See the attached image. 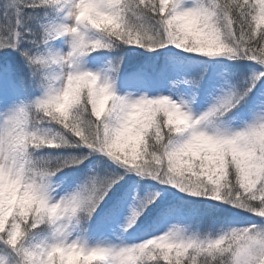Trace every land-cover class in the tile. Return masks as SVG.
I'll list each match as a JSON object with an SVG mask.
<instances>
[{"label": "rangeland", "instance_id": "1", "mask_svg": "<svg viewBox=\"0 0 264 264\" xmlns=\"http://www.w3.org/2000/svg\"><path fill=\"white\" fill-rule=\"evenodd\" d=\"M21 2L0 0V59L15 58L18 68L21 67L22 58L29 61L31 66L26 62L22 64L25 75L32 81L36 79L34 88H39L42 92L41 96H33L34 106L45 104L52 95L55 115L87 107L92 115L97 114L101 139L111 141L123 136L119 127L127 120H132L127 127L138 123V127H134L138 135L145 128L151 127V112L146 111V107H150V98L144 93L135 94L129 86L112 85L107 67L102 66L101 62H93L94 58H88L86 54L90 47L102 44L105 39L104 35H98L94 22L108 30H112L120 22L124 9V4L120 5L121 0H59L57 5L48 2L52 7L37 0L39 4L28 8L29 14L20 9V4H29ZM87 2L90 4L88 10L92 17L87 11L85 21L95 31L84 43L80 42L78 47L81 33L75 25L76 17L82 13ZM208 3L210 8L207 0H201L198 6L195 0H177L173 8L186 17L193 19L196 16L201 23L205 20L202 28L192 27L181 34L187 35L190 41H196L206 33L209 48L202 46L199 50L208 54L206 57L212 60L213 67H205L204 72H208L209 76L202 79L199 85L204 87L199 89L201 95L196 96L198 105L191 107L187 104L184 109L180 106L177 108L179 115L189 118L192 126L190 129H193V134L188 137L190 142L184 136L186 132L181 124L178 130L181 139L178 138L174 143L166 138L167 143L156 144V148L160 147L157 159L142 155L139 163L132 164L134 157L127 154L128 158H124L127 166H118L114 162L117 166L108 163L96 168L101 163L95 158L86 161V156L73 157L79 161V165L84 162L85 167L81 169L78 165L69 168L75 164L73 159L58 160L55 155H49L52 150L50 153L43 151L37 143L32 150L31 139L28 144V170L32 178L30 186L24 187V191L36 193L19 197L23 196V189L19 187L21 168L15 153L11 151V145L17 141L14 127L19 119L14 125L13 123L20 110V95L8 89L3 84L4 76L0 75V237L5 247L15 245L12 246L15 249L7 254L8 257L0 252V264H5L4 260L7 264H264V64L251 65L235 60L233 56L236 52L228 48V43L217 29L212 28V32L207 33V27H214L213 23L218 18V14H214L217 9L215 0ZM263 12L260 11L257 17L259 20H263ZM38 13H43L45 17L38 18ZM254 17L255 14L252 19ZM187 20L185 26L189 24ZM154 22L153 29L158 34L155 39H151L152 44L142 41L137 45V49L142 50L138 52L137 62L141 60L145 64V59L148 60L154 48H157L153 50L155 54L162 55L166 54L162 52L166 48L176 45L175 39L168 36L163 18H156ZM81 23L84 24L83 20ZM254 25L259 28L256 23ZM145 30L149 32L148 28ZM229 31L231 30L227 32ZM235 34L231 33V36ZM41 36L43 38L39 40ZM71 47L76 52L74 62L68 57ZM126 58L122 60L123 65H126ZM6 64L10 66L12 62L6 60ZM179 64L182 63L176 60L172 62L174 67H180ZM227 73H234V81L240 85L238 100L232 93L229 98L226 96V84L223 79L218 78ZM77 76L90 83L85 87L83 85L85 99L81 87L77 88ZM223 103L228 118H224L225 123H221L222 114L218 115L215 122L220 125L216 126L218 135H215L208 131L204 120L212 117ZM245 124L252 125V130L247 131ZM259 126L263 130L258 129ZM237 127H242L245 131L241 132ZM36 129L39 133L38 143L42 144H46L48 136L54 133L46 126L38 125ZM149 130L152 132L153 129L149 128L146 135ZM237 131L245 137L244 144L239 148L236 145L233 147L232 143L239 141ZM245 132L249 133L246 135ZM220 136L230 137L232 141L220 144ZM142 143L143 138L139 139L137 147H142ZM192 145L196 152L201 146L209 149V173L205 172L197 155L190 154ZM92 148L101 150L106 159H114L113 149H103L100 146L87 147L85 155H95ZM122 149L130 150L129 146ZM21 150L23 151V147ZM43 153L48 156L43 157ZM50 161L60 164L51 168ZM31 163L35 170L31 171ZM63 168H66L63 176L66 172L76 174L73 181L80 190L72 187L69 193L65 189L54 194L47 192L48 184L43 186L44 183H39L38 179ZM233 168L235 170L232 173ZM157 179L162 181L160 185L166 187L161 192L157 190L158 187L147 185L149 182L156 184ZM115 185H120L118 194L121 197L116 199L117 194L112 195L102 206L101 213L111 202H117L118 206L111 214H101L106 215V219L97 230L81 229L77 239L71 224L72 212L74 218L77 214L79 219H83L82 224H87L84 220H91L93 212L99 210ZM135 193H138L136 202ZM14 198L18 200L15 206L19 202L23 204V209L18 213L13 212L15 207L10 208ZM22 198L24 199L20 201ZM167 205L170 206L165 208ZM164 208V215L159 221L167 223L166 226L170 229L167 232L169 240H166L170 244L160 240L165 234L158 236L160 233L157 232H141L144 229L141 228L142 224L147 220V215L142 214L157 209L156 214ZM29 209H33V216L38 217L39 209L42 210V220L47 224L42 226L47 230L54 228L55 234L63 243L60 252L52 254L44 247L40 249L37 245L41 244L40 237L36 241H27V235L22 232L24 225L18 221H21L20 218ZM83 216H86L85 219ZM89 223L94 225L95 221ZM162 226L163 224L160 225V230ZM128 227H131V237L132 228L141 229L137 244L128 242ZM2 235H6V238Z\"/></svg>", "mask_w": 264, "mask_h": 264}, {"label": "trees", "instance_id": "2", "mask_svg": "<svg viewBox=\"0 0 264 264\" xmlns=\"http://www.w3.org/2000/svg\"><path fill=\"white\" fill-rule=\"evenodd\" d=\"M22 1L29 4L28 6H22L20 4V9L25 14H29L30 11L28 10V8H34V5L38 3L37 0H22ZM42 1H44V3L49 7H52L50 3H55L56 5L57 3H59V0H42ZM208 1L210 0H207V2ZM260 1L261 2H258V0H215L217 4V9L214 11V14L215 16L216 14H218V18H216L215 22L213 23L215 24L214 27L213 26L207 27L208 29L207 33L212 32V28H214L217 29L219 34H222L224 41L228 43V48H232L236 52L235 56H233L235 60L244 63H249L251 65H257L258 63L264 64V18H262L263 20H259L257 18L258 15H260V11L261 12L264 11V0H260ZM17 2L19 3V0H17ZM176 2L177 0H123V4H124V9L122 10L123 25L121 26L117 35H115L114 29L108 32V37L112 39L110 44L115 45V47L111 46L110 48L116 53H121V55H123V53L120 52L118 48L121 47V48H125L126 50H128V48H133L136 51L130 53L129 56L132 60H136V56L138 55V52L142 51L139 49L137 51V45H139V43L142 41L145 43L152 44L151 39H155L158 34L157 33L158 31L153 29L155 23L154 21L156 20V18H163L165 22V28L168 29V36L171 39H175V43H176V45H174L175 47H169L166 48V50H172L178 57L185 60L187 64V68L190 71V75L193 81L197 82V78L207 79L209 73L204 72L205 67L207 66L213 67L212 60L206 57L208 54L207 55L203 54L199 50L202 49V46L205 49L209 48L205 38L206 33H204V36L201 37L200 40L195 39L196 41H190L188 40L187 35L181 34L182 32H185L192 27L202 28L203 22L205 20L201 23L200 21H197L196 16H194L195 18L193 17L192 19L190 17H186L185 15H182L181 13H178V11L176 10H173V8L176 5ZM89 6L90 5H86L84 7V10L89 11L88 10ZM218 11H222V13H218ZM254 14L255 17L254 19H252ZM223 16L224 19H222ZM37 17L43 18L45 17V15L43 13H38ZM186 20L189 21V24L187 26H185ZM255 23L259 28H257L254 25ZM96 28L98 31L102 30V28L98 26H96ZM146 28L149 29V32L145 30ZM228 30L231 31L227 32ZM231 33H236V34L234 36H231ZM42 38L43 37L41 36L39 40H42ZM155 49L157 48H154L153 50ZM153 50H152L153 58L150 59L148 57L150 60L147 69L149 71H152L155 65L157 69L160 71H168V67H169L168 63L170 62V58H171L170 55L162 54L161 56H157L153 52ZM1 54L2 52L0 53V56ZM186 74H187L186 79H189L188 71L186 72ZM232 74L235 76L234 73ZM232 74L227 73L223 77L218 76V78L223 79L224 84H226L225 86L226 96H228L229 98L231 93L233 95L235 93V98L238 100L239 94L237 91H240L239 88L240 85L237 84V81H234ZM76 81H78V83H76L77 88L79 86L81 87V93L85 99V94L83 92V89L86 85L90 83L87 80H82V77L80 76L79 77L77 76ZM236 88L237 91L234 90ZM169 96L170 95L164 97L161 94H159V96L151 99L150 107L146 109V111L151 112V114H149V119L152 120V123H150L149 121V124L151 126L149 128L153 129L152 132L151 130H149L148 135H146L149 128H145L144 132L138 135L134 130V127L136 128L138 127L136 125L138 123L133 125V127H127L132 121V120H127V122H124V124H122L119 127L120 132L122 133L123 136L119 137L115 141H111L110 139H105V138L101 139V137L98 134L99 129H98L97 114L92 115L90 111H88L87 107L82 106L75 110H71V111L68 110L69 111L68 113L63 112L62 115H55V113L53 112L55 111L56 107L52 104V102H54V98L51 95L50 96L51 99L50 100L48 99V101L46 99L47 102L41 105L35 114L33 113L30 114V117L34 119L32 120L31 123V127H30L31 134L29 133L30 135L28 137L27 144H29V142H31V139H33L30 146L32 147V150H33V146H35V144L37 143L39 144V148H42L43 151L47 150V152L50 153V150H52L53 154L51 153L49 155H55L56 158H58V160H62L63 158L73 159L75 164L74 166H71L69 168L78 167L79 165V161L75 160L73 157L86 156L85 160H88L90 157L88 155H85L88 151L87 147L91 148L95 146H100L103 149L104 148L113 149L115 153H114V159H112L111 161L117 162L116 164L118 166H120V164L127 166V162H126L127 160H125L128 158L127 154L132 155L134 157V162L132 164L139 163L143 156H148V158L157 159L159 155L160 147L156 148L155 147L156 144L160 142H163V144L167 143L165 142L166 138H168V140H173L174 143L178 140L177 138L181 139V137L178 134V130L181 124L185 128L186 133H184V136H186L188 141H189L188 137L193 134V129H190L188 122L185 120V118L182 115L178 114L177 107L174 103V98H170ZM225 117H227V115H225ZM114 121L115 119L112 120V122ZM38 125L49 127L54 132L48 136L47 138L48 141L46 144L38 143L39 133L36 129ZM258 129L263 130L262 126H259ZM237 130H240L241 132L245 131L243 130L242 127L241 128L237 127ZM249 130H252V125L247 126V131ZM248 133L249 132H245L246 135ZM149 134H151V137H149ZM237 134L239 136V141H232L230 137H222L220 139L221 142L219 143L223 144L225 141L231 140L232 143L234 144L233 147H235L236 145V148H239L244 144L245 137L238 131ZM141 138H143L144 143H142V147H137L136 144ZM256 142L257 139L255 138V143ZM126 146H129L130 148L129 151H124L122 149L123 147ZM201 148L197 149L196 152V149L192 145L189 152L192 156L197 155L198 160L204 166L205 172L209 173L210 169L208 168L211 167L210 162L208 160V158L210 157L209 149L204 148L202 146ZM93 150L95 152V156L100 157L101 159L100 162L102 164L108 161L106 157L102 154L101 150H96V149ZM32 153L33 152L31 151V154ZM223 154L226 155V153ZM42 156L47 157L48 154L43 153ZM50 162L51 163L49 164V166L50 167L52 166L51 168H54L55 166H58V164H60V162L57 163L53 161ZM32 163H31V171L35 170V167L32 166ZM79 166H81V169H84L85 167L84 162L81 163ZM66 168H63L62 170ZM234 170L235 169L233 168L232 173ZM60 171L61 170L53 171L52 173H49L46 176L41 177L40 179H38L39 183L41 182L46 183L48 181H51ZM83 173L85 174L86 171H83ZM72 175L73 178H75L76 174H72ZM157 182L162 183V181L159 179H157ZM225 190L227 191L228 189ZM23 195H25L26 197L28 195H31V193L27 192ZM23 199L24 198H22L20 201H22ZM17 203L18 200L15 201V204L13 206V208L15 207V209L13 210V212L16 211L18 213L23 209V204L19 202V204L15 206ZM39 211H40L39 215L42 217V210L39 209ZM155 212L156 211L149 212L147 214H142V216L147 215V218H151L152 216L155 215L154 214ZM24 214L25 215L20 218L21 221H18V222H22L24 227H30L32 229L39 228L40 233L45 231V228L40 226L42 221L40 217L36 216L31 218L34 215L33 209L27 210ZM24 220L25 221L31 220V221L25 222ZM25 229L28 228H24L23 230ZM162 240L168 243L167 241L169 240V237L163 236ZM51 245L52 248H50V250L52 249L55 252L60 251V247L57 245L56 242H52Z\"/></svg>", "mask_w": 264, "mask_h": 264}]
</instances>
